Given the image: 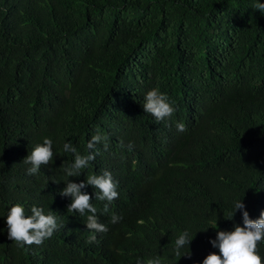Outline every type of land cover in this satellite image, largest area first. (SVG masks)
<instances>
[{
  "label": "trees",
  "instance_id": "obj_1",
  "mask_svg": "<svg viewBox=\"0 0 264 264\" xmlns=\"http://www.w3.org/2000/svg\"><path fill=\"white\" fill-rule=\"evenodd\" d=\"M252 0H0V264H134L160 253L166 264H199L215 231L264 209V13ZM159 87L176 111L157 122L142 107ZM176 122L184 124L177 131ZM99 129L104 169L118 197L102 213L108 231L88 242L85 216L69 212V139L84 150ZM53 161L35 175L23 158L42 137ZM133 142L129 149L128 142ZM64 181V182H63ZM90 194L96 191L86 186ZM52 210L62 225L41 244L7 236L12 204ZM121 219L110 222V213ZM224 214V215H223ZM217 225H216V223ZM184 228L190 256H173ZM264 258V239L258 242ZM183 254V253H182Z\"/></svg>",
  "mask_w": 264,
  "mask_h": 264
},
{
  "label": "clouds",
  "instance_id": "obj_2",
  "mask_svg": "<svg viewBox=\"0 0 264 264\" xmlns=\"http://www.w3.org/2000/svg\"><path fill=\"white\" fill-rule=\"evenodd\" d=\"M251 8L264 13V0H252ZM142 107L144 112L149 113L157 122L167 120L176 111L174 102L159 87H152L144 93ZM184 127L182 122H176L177 131H184ZM100 144L107 146L106 136L97 129L85 141L83 151L79 150L77 144L69 139H65L61 146L64 153L72 155V161L63 168L66 182L63 181L65 186L59 190V195L70 198L67 205L69 212L75 210L81 216H85L84 225L89 230L88 242L96 240V233L108 231L107 225L99 220L96 214L97 207L91 201L104 202L101 212L109 213V204L119 195L117 182L107 169L98 173L89 172L86 176L84 175L83 180L78 182L69 180V177H79L83 170L91 167L90 162L98 154L97 145ZM126 147L131 149L133 142L129 141ZM54 156L53 139L49 136L42 137V142L36 143L22 159L27 166L26 174H37L41 165L51 163ZM86 186H91L96 190L92 192L91 200L89 192L82 190ZM237 210L241 214V223L234 224L231 230H216L215 237H210L208 242L213 248L218 249V252H209L199 264H264V258L261 257L257 248L258 242L264 239V209L260 211L257 218L252 219L249 218L242 199L233 200L232 209L228 213L229 220ZM120 219L121 217L115 212L110 213L111 223H116ZM4 221L8 238L23 245L41 244L62 226L58 216L54 215L52 210L45 211L43 207L33 205L28 214L23 203H15L8 207ZM193 237L189 229H182L175 236L170 250L171 254L179 258L190 256V242ZM134 264H166V258L160 253L147 257L137 256Z\"/></svg>",
  "mask_w": 264,
  "mask_h": 264
}]
</instances>
